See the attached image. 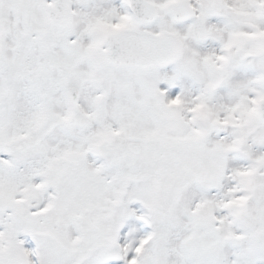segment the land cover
<instances>
[{"label":"snow or ice","instance_id":"1","mask_svg":"<svg viewBox=\"0 0 264 264\" xmlns=\"http://www.w3.org/2000/svg\"><path fill=\"white\" fill-rule=\"evenodd\" d=\"M0 264H264V0H0Z\"/></svg>","mask_w":264,"mask_h":264}]
</instances>
